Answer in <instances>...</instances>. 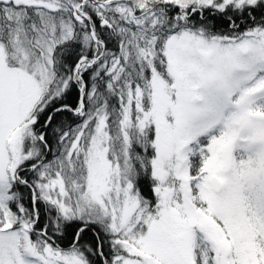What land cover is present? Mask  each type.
<instances>
[{
    "label": "snow or ice",
    "instance_id": "obj_1",
    "mask_svg": "<svg viewBox=\"0 0 264 264\" xmlns=\"http://www.w3.org/2000/svg\"><path fill=\"white\" fill-rule=\"evenodd\" d=\"M0 264H264V0H0Z\"/></svg>",
    "mask_w": 264,
    "mask_h": 264
}]
</instances>
